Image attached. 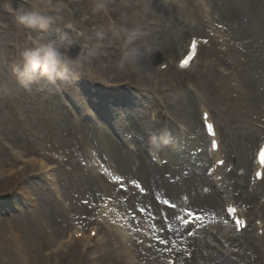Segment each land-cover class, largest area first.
Returning <instances> with one entry per match:
<instances>
[{
  "label": "rangeland",
  "instance_id": "obj_1",
  "mask_svg": "<svg viewBox=\"0 0 264 264\" xmlns=\"http://www.w3.org/2000/svg\"><path fill=\"white\" fill-rule=\"evenodd\" d=\"M205 1L209 16L200 0H61L59 11L46 12L52 24L42 34L0 10V221L15 232L0 231V264H18L11 239L43 264H127L114 219L101 215L104 202L126 214L136 264H264V238L255 229L256 219L264 221V180L253 177L264 142V0ZM100 2L106 10H97ZM130 31L138 34L141 61L121 67ZM192 37L203 42L199 58L179 72L176 61ZM32 38L83 52L79 78L74 70L55 83L24 86L17 70ZM162 63L170 67L161 72ZM229 86L231 114L222 100ZM92 87L114 95L99 102ZM201 105L212 110L226 161L215 178ZM228 202L252 227L243 234L232 228L225 247L209 224L219 221L211 209L224 216ZM189 213L201 218L195 239L188 234L195 228L183 224ZM76 229L101 236L60 250Z\"/></svg>",
  "mask_w": 264,
  "mask_h": 264
},
{
  "label": "clouds",
  "instance_id": "obj_2",
  "mask_svg": "<svg viewBox=\"0 0 264 264\" xmlns=\"http://www.w3.org/2000/svg\"><path fill=\"white\" fill-rule=\"evenodd\" d=\"M25 4L17 5L14 0H0V10L11 14L18 26L36 31L38 34L47 32L52 24V17L46 12L59 11L62 6L61 0H25ZM96 8L106 10L107 4L100 2ZM116 35L120 38L119 33ZM137 38L136 31L124 35L121 67L132 68L140 64L142 53L135 46ZM31 45L22 52V66L17 70L20 82L26 87L39 79L55 83L58 79L69 78L74 70L77 71L79 78V74L85 69L86 55L83 52L73 55L71 47L64 48L58 40L32 38Z\"/></svg>",
  "mask_w": 264,
  "mask_h": 264
},
{
  "label": "bare ground",
  "instance_id": "obj_3",
  "mask_svg": "<svg viewBox=\"0 0 264 264\" xmlns=\"http://www.w3.org/2000/svg\"><path fill=\"white\" fill-rule=\"evenodd\" d=\"M200 1L203 3V7H204V10H205L207 16H209V11L207 10L208 7H206V4H205L206 1L205 0H200ZM90 21H91V18L86 20V22H90ZM162 75H164V74H162ZM163 78H166V75H164ZM227 88L228 89L224 90L225 91L224 95H223L224 98L222 100L224 101V104H227V111L226 112L231 114V113H233V109H232V105L233 104L229 100V95L232 94L233 90H231V89H233V88H231L230 86L227 87ZM126 96H128V95H126ZM119 100H122V102H124V103L126 102V100L122 97V95H119ZM131 103H132V101H131ZM216 132L218 134L217 126H216ZM86 151H87V153H89V157H90L93 165L98 166L97 160H96L95 156L93 155V152L90 150V148L87 149ZM219 152L218 153H213L214 156H215L214 158H216V160L220 156ZM35 166H37V165H35ZM38 166L40 167L41 165H38ZM46 167H47V165H45L44 167H41V168L44 170ZM255 168H256V166H255ZM213 175H216V174L213 173ZM0 206H2V204H0ZM104 208L105 207L101 208V212H102V210H104ZM109 211H111L110 206H108L106 208V212L103 215V217L107 218V222L110 223L112 218H108V217H112V215L108 214ZM221 213L222 212L219 211V210L216 211L214 209H211V213L210 214L212 215L213 218H218V217L221 216ZM115 217L117 219V222L119 223V226L114 224V227L116 229H118V231L120 233V237L123 238L122 243H123V247H124V253H123V256H120V258L127 264H135V258H134L135 257L134 256L135 250L133 249V233L128 231V228L126 227V220H125V218L122 215L121 216H116L115 215ZM228 229H229L228 225L222 226V229L220 230V233L217 234L216 236H218V235H220L221 237L222 236H227L228 235V232H227ZM0 231H1V233H7V235L10 232V236H14V233H15V232H13V230L10 227H8V224L6 223V221L4 222L3 220L0 221ZM75 232L77 233L78 231H75ZM115 235L118 236L117 234H115ZM100 236H101V234L98 233L96 239H94V240H92L91 237L89 236L87 238V240H86V243L88 245H91V243H93L94 241H98ZM14 238H16V237H14ZM11 241H12L11 250H12V252L14 254L15 261H18V264H43V262L40 259H38V253L37 254L34 253L35 255L31 256L27 245L26 244L24 245V242L22 240L11 239ZM246 243H248V242L246 241L244 244H246ZM96 263H98V262H96Z\"/></svg>",
  "mask_w": 264,
  "mask_h": 264
},
{
  "label": "snow or ice",
  "instance_id": "obj_4",
  "mask_svg": "<svg viewBox=\"0 0 264 264\" xmlns=\"http://www.w3.org/2000/svg\"><path fill=\"white\" fill-rule=\"evenodd\" d=\"M196 45L195 43H193V49H195ZM193 57L190 55L188 56L185 60H183L181 62V67H186L189 62L191 61ZM262 160H264V153H262ZM119 179V178H117ZM233 210L232 209H229V212H232ZM174 214V212H173ZM189 216L192 217L191 219H183V224L186 226V227H190L194 221H199L201 218L199 216H193V214L189 213ZM237 226H239V221L237 220ZM189 235H191V232L188 233Z\"/></svg>",
  "mask_w": 264,
  "mask_h": 264
}]
</instances>
